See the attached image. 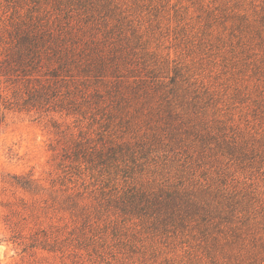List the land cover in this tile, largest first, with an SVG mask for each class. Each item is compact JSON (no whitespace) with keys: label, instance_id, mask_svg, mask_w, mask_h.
<instances>
[{"label":"rangeland","instance_id":"obj_1","mask_svg":"<svg viewBox=\"0 0 264 264\" xmlns=\"http://www.w3.org/2000/svg\"><path fill=\"white\" fill-rule=\"evenodd\" d=\"M117 2L148 41L147 50L156 53L148 64L161 76H183L177 78V101L185 113L180 121L184 131L197 135L184 136L174 160L168 147L159 149L145 178L181 183L201 208L206 203L222 212L233 204L234 211L227 221L215 213L206 224L189 214L182 222H158L163 227L124 214L109 199L114 183L103 188L104 179L95 173L65 176L58 166L69 134L81 129L94 138L105 116L83 123L58 120L61 133L55 135L48 116L7 113L0 122V171L31 174L52 193L35 207L25 196L28 206L14 209L10 224L8 210L0 208V264H246L253 245L264 241V0ZM134 108L110 120L104 133L127 140L143 136L150 124L138 123L141 113L125 121ZM164 156L171 159L163 166ZM66 186L73 190L60 191ZM72 192L81 206L76 216L67 209ZM243 215L244 222L250 218L241 229L244 243L233 236ZM43 236L46 249L34 248L33 237Z\"/></svg>","mask_w":264,"mask_h":264},{"label":"trees","instance_id":"obj_2","mask_svg":"<svg viewBox=\"0 0 264 264\" xmlns=\"http://www.w3.org/2000/svg\"><path fill=\"white\" fill-rule=\"evenodd\" d=\"M127 14L117 0H0V122L7 113L45 115L58 135L62 125L58 120L83 123L98 116L105 118L100 126L103 130L94 138L81 129L69 134L58 164L65 176L84 170L102 177L103 188L114 183L115 193L109 198L114 207L154 224L182 222L189 214L206 224L215 213L227 221L233 204L222 212L209 209L206 203L201 208L181 183H157L156 178L151 180L143 174L147 166L156 165L159 149L168 147L174 160L184 136L195 132L184 131L180 121L185 113L180 107L184 103L177 101V78L183 76L176 71L173 76H161L162 72L148 64L156 53L147 50L148 41ZM132 106L135 108L125 121L141 113L138 123L150 124L143 136L127 140L104 133L110 120ZM174 120L180 122L175 124ZM168 159L164 156L161 165ZM60 181L59 185L65 186ZM119 181L124 184L121 188ZM54 183H50L51 188ZM72 190L66 186L60 191ZM51 193L31 174L0 171V208L8 210L5 221L9 224L14 209L28 206L25 196L33 201L29 207H35L37 201H47ZM77 197L74 192L66 196L73 216L81 208L74 201ZM244 218L238 220L240 227L236 226L233 235L237 234L242 243L246 233L241 229L250 220L244 222ZM13 226L12 230L18 228L15 223ZM47 240L45 236L33 237V247L40 245L45 250ZM254 247L246 264H264V241Z\"/></svg>","mask_w":264,"mask_h":264}]
</instances>
